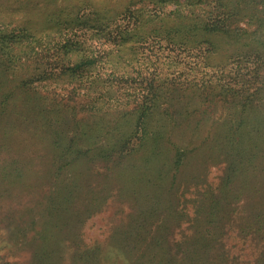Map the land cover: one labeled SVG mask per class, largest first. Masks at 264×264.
I'll return each mask as SVG.
<instances>
[{
    "label": "trees",
    "instance_id": "1",
    "mask_svg": "<svg viewBox=\"0 0 264 264\" xmlns=\"http://www.w3.org/2000/svg\"><path fill=\"white\" fill-rule=\"evenodd\" d=\"M173 1L175 8L169 10L167 0L152 8L143 3L111 12L102 8L85 13L81 7L72 15L55 10L40 32L35 31L33 12L0 17V52L8 63L6 71L20 75L19 85L35 88L34 81H47L67 88L70 99L87 97L93 109L126 110L129 128L107 157L115 156L112 177L117 179L118 170L125 176L126 170L125 182L134 193L145 186L161 188L167 180L175 185L177 179L203 183L206 172L203 177L196 173L195 161L207 171L212 162L225 160L219 187L205 184L196 190L197 220L206 214L210 225L224 218L247 189L253 192L250 202L264 203V0ZM242 18L247 26L237 25ZM209 34L228 37L232 47L233 42L244 44L215 61ZM175 97L184 112L181 121L171 114ZM211 103L228 109L229 118L207 120ZM191 104L195 123L187 122L194 115ZM170 121L190 126L186 142L160 129ZM14 168L13 174L20 176ZM253 176L259 180L253 183ZM135 196L154 202L150 217L170 204L160 192ZM198 248L188 252L189 263H196Z\"/></svg>",
    "mask_w": 264,
    "mask_h": 264
},
{
    "label": "rangeland",
    "instance_id": "2",
    "mask_svg": "<svg viewBox=\"0 0 264 264\" xmlns=\"http://www.w3.org/2000/svg\"><path fill=\"white\" fill-rule=\"evenodd\" d=\"M27 1L0 0L1 19L33 12L35 31L40 32L47 15L55 10L75 15L81 7L85 13L102 8L111 12L143 3L152 8L159 2L31 0L28 7ZM167 1L165 8L174 9L175 2ZM236 23L248 25L245 18ZM207 37L214 46L210 57L215 61L226 59L234 47L244 44L241 40L232 47L228 37L220 34ZM7 65L0 52V264H264V203L249 201L251 189L244 192L246 197L233 201L224 218L210 225L206 214L197 220L196 190L205 184L219 187L225 160L212 162L207 171L195 161L194 171L202 177L206 172L203 183L202 179L198 183L177 179L175 185L167 180L161 188L145 186L134 193L125 182L126 170L125 176L118 175V170L117 179L112 177L115 156L107 157L129 128L126 110L93 109L87 97L70 99L67 88L47 81H34L35 88L19 85L20 75L7 72ZM170 104L173 119L183 120L176 97ZM219 105L211 103L207 120L229 118V110ZM188 109L194 115L187 122L195 123V105ZM170 122L160 129L186 142L190 126ZM99 153L100 158L93 157ZM14 167L20 169V176L13 174ZM252 180L259 179L253 176ZM147 190L160 192L170 203L163 213L150 217L154 202L136 198ZM144 217L147 223L140 225ZM198 246L196 263H189L188 252Z\"/></svg>",
    "mask_w": 264,
    "mask_h": 264
}]
</instances>
